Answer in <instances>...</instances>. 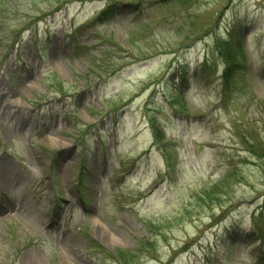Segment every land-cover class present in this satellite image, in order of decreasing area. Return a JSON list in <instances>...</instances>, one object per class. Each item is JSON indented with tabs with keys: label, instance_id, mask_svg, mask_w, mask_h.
Masks as SVG:
<instances>
[{
	"label": "rangeland",
	"instance_id": "374dc122",
	"mask_svg": "<svg viewBox=\"0 0 264 264\" xmlns=\"http://www.w3.org/2000/svg\"><path fill=\"white\" fill-rule=\"evenodd\" d=\"M111 3L142 10L107 41L79 30ZM239 29L249 58L225 93L205 60ZM178 74L187 113L169 105ZM249 144L264 154V0H0V264H253L264 157Z\"/></svg>",
	"mask_w": 264,
	"mask_h": 264
},
{
	"label": "bare ground",
	"instance_id": "6f19581e",
	"mask_svg": "<svg viewBox=\"0 0 264 264\" xmlns=\"http://www.w3.org/2000/svg\"><path fill=\"white\" fill-rule=\"evenodd\" d=\"M99 229H100V233H99L100 239H103V235L104 236L106 235V237H108L109 239H113V237L111 235H110V237L108 236L105 228L100 226Z\"/></svg>",
	"mask_w": 264,
	"mask_h": 264
}]
</instances>
